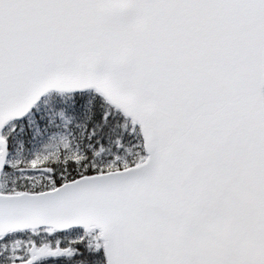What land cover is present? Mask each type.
<instances>
[{
    "label": "snow or ice",
    "instance_id": "snow-or-ice-1",
    "mask_svg": "<svg viewBox=\"0 0 264 264\" xmlns=\"http://www.w3.org/2000/svg\"><path fill=\"white\" fill-rule=\"evenodd\" d=\"M0 264H264V0H0Z\"/></svg>",
    "mask_w": 264,
    "mask_h": 264
}]
</instances>
